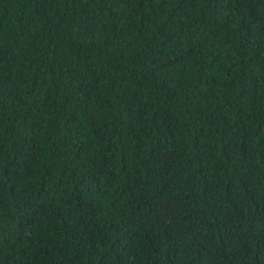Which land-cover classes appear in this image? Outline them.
<instances>
[{"label":"trees","instance_id":"obj_1","mask_svg":"<svg viewBox=\"0 0 264 264\" xmlns=\"http://www.w3.org/2000/svg\"><path fill=\"white\" fill-rule=\"evenodd\" d=\"M0 264H264V0H0Z\"/></svg>","mask_w":264,"mask_h":264}]
</instances>
